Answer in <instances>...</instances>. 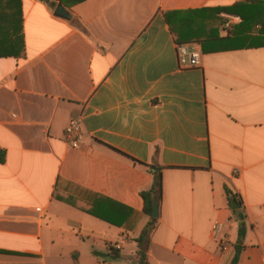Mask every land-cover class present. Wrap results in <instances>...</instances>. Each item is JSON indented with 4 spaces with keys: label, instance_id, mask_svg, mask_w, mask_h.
<instances>
[{
    "label": "crops",
    "instance_id": "obj_1",
    "mask_svg": "<svg viewBox=\"0 0 264 264\" xmlns=\"http://www.w3.org/2000/svg\"><path fill=\"white\" fill-rule=\"evenodd\" d=\"M243 1L20 0L24 52L0 55V264H138L154 167L150 264H232L242 224L237 264H264V46L192 43L191 67L166 19Z\"/></svg>",
    "mask_w": 264,
    "mask_h": 264
},
{
    "label": "trees",
    "instance_id": "obj_2",
    "mask_svg": "<svg viewBox=\"0 0 264 264\" xmlns=\"http://www.w3.org/2000/svg\"><path fill=\"white\" fill-rule=\"evenodd\" d=\"M2 0H0L1 2ZM57 1L50 0L52 6ZM12 13H3L2 18L8 21V27L0 29L1 39L8 42V51H0V55H20L24 52V34L20 15V0H12L9 7ZM236 14L242 17V22L228 31L225 37L220 36L218 22L221 13ZM166 19L179 44L199 43L204 52H210L219 45L227 44L236 47H258L264 46V0H245L229 7L205 8L187 12H167ZM222 20V19H221ZM223 21V20H222ZM6 160V150L0 148V163ZM154 181L151 187L143 190L141 195L144 200L145 213L150 216V221L137 238L139 250L136 253L138 264H150L148 251L151 242V235L158 224V218L152 216L154 202L157 201L159 208L162 201V173L161 169L154 167ZM226 193L230 204L235 201L238 208L235 212L244 220L245 211L242 210V199L238 198L233 190L226 186ZM245 227L242 224L239 231L237 244V255L232 264H237L241 252V244L245 236Z\"/></svg>",
    "mask_w": 264,
    "mask_h": 264
},
{
    "label": "built area",
    "instance_id": "obj_3",
    "mask_svg": "<svg viewBox=\"0 0 264 264\" xmlns=\"http://www.w3.org/2000/svg\"><path fill=\"white\" fill-rule=\"evenodd\" d=\"M224 29H230L232 26L236 24H240L242 22V17L234 14H223ZM177 53L180 59L187 60L189 66L198 67L201 65L203 52L198 44H178L177 45ZM81 122L82 116L74 118L71 120L69 126L66 128L65 132V140L67 143L74 148L79 147V135L81 134ZM216 229H219L220 226L216 225ZM120 246L116 244V248Z\"/></svg>",
    "mask_w": 264,
    "mask_h": 264
},
{
    "label": "water",
    "instance_id": "obj_4",
    "mask_svg": "<svg viewBox=\"0 0 264 264\" xmlns=\"http://www.w3.org/2000/svg\"><path fill=\"white\" fill-rule=\"evenodd\" d=\"M56 14L64 18H68V19L71 17L70 13L65 9V7L62 4H59L57 6ZM233 206H237L236 202H233ZM159 215H160L159 204L157 201H155L152 216L154 218H158Z\"/></svg>",
    "mask_w": 264,
    "mask_h": 264
},
{
    "label": "rangeland",
    "instance_id": "obj_5",
    "mask_svg": "<svg viewBox=\"0 0 264 264\" xmlns=\"http://www.w3.org/2000/svg\"><path fill=\"white\" fill-rule=\"evenodd\" d=\"M223 21H222V20ZM223 23H224V18H222L221 16H220V22H218V29H219V32H220V30L221 31H223L224 30V28H223ZM226 33H227V31H226Z\"/></svg>",
    "mask_w": 264,
    "mask_h": 264
}]
</instances>
